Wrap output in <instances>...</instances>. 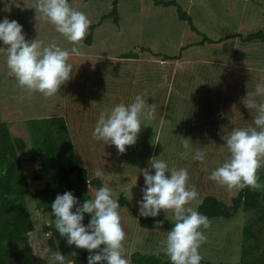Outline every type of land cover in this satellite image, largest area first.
<instances>
[{
	"label": "rangeland",
	"instance_id": "obj_1",
	"mask_svg": "<svg viewBox=\"0 0 264 264\" xmlns=\"http://www.w3.org/2000/svg\"><path fill=\"white\" fill-rule=\"evenodd\" d=\"M179 1L202 33L213 40L238 32H264V0ZM34 3L35 0H0V21L5 17L18 21L23 25L26 39L39 35L46 43L56 39L62 47L70 49L72 45L55 32L53 25L39 14L36 19L35 9L31 8ZM69 3L91 20L82 42L84 55L69 59L73 65L72 79L53 97L45 98L40 93L29 95L9 74L5 55L0 53V122H5L10 133L22 142L19 155L29 186L36 191L40 187L35 179L40 163L31 159L36 149L28 129L29 119L70 112L74 116L81 108L95 125L101 111L119 103L128 104L137 94L148 104L154 103L156 118L152 121L142 118L137 142L126 146L124 154L102 141L94 148L109 150L112 162L105 184L113 190L114 198L119 200L123 196L130 206L119 209L129 264H171L161 251L167 231L146 230L139 224L143 216L139 215L137 201L142 198L144 187L140 169L148 167L153 156L166 161L170 168H186L188 183L198 184L197 189H202L198 199L187 206L198 208L207 195L231 202L234 193L208 177L228 156L222 136H227L233 128L253 123L252 114L242 100L247 92L255 91V85L264 75V41L227 38L203 43L202 36L193 33L190 24L181 20L174 8L154 0H119L116 13L105 18L113 10L114 0H70ZM71 99L78 102V109L70 107ZM56 137L65 167L77 164L78 146L70 129L57 130ZM184 138L191 139L193 152L197 148L206 151L205 162L194 161L191 156L180 158ZM196 162L198 168L194 169ZM73 180L81 203L92 197L93 193L76 175ZM259 182L264 184V175L259 176ZM258 192L257 206L250 205L233 220H219L204 230L207 240L199 249L203 257L200 264H255L264 254V190ZM52 197L47 193L27 200L35 221L31 233L35 252L40 255L44 247H49L62 252L66 264L71 261L78 264L71 246L50 226L55 218L45 208L54 201ZM84 215L90 220V214ZM159 215L172 221L171 211L166 214L161 210ZM138 252L149 257L140 262Z\"/></svg>",
	"mask_w": 264,
	"mask_h": 264
},
{
	"label": "clouds",
	"instance_id": "obj_2",
	"mask_svg": "<svg viewBox=\"0 0 264 264\" xmlns=\"http://www.w3.org/2000/svg\"><path fill=\"white\" fill-rule=\"evenodd\" d=\"M31 8L35 9L36 19L39 14L53 25L55 32L71 44V48L62 47L56 39L46 43L39 35L26 39L23 25L5 17L0 21V42L3 43L0 53L5 55L8 72L20 88L29 95L40 93L50 98L72 79L73 65L69 59L70 56L84 55L82 42L91 20L84 12L72 7L69 0H35ZM257 97H264V75L255 85V91L247 92L242 100L252 114L253 123L233 128L227 136H222L228 156L208 177L233 193L245 188L264 190L258 175L259 169L264 168V100L258 101ZM142 118L154 120L156 106L148 104L142 95L137 94L128 104L119 103L110 110L101 111L92 138L104 145H114L119 154H124L126 146L137 142ZM181 147L184 149L179 153L181 159L191 156L194 161L205 162L206 151L197 148L193 152L190 138H184ZM153 169L154 174H151ZM140 173L144 177V187L141 188L142 198L137 201L139 215L157 217L161 210L166 214L173 213V226L161 241V251L171 264H200L203 257L199 249L207 240L204 230L210 229L212 222L197 208L187 206L199 197L196 186L188 183V170L170 168L166 161L153 156L148 167L140 169ZM94 176L103 178L104 171L96 169ZM50 206L55 218L50 226L58 231L67 245L88 251L87 264H129L124 249L126 233L121 224V205L107 184L96 189L83 203L72 191H65L57 194ZM85 213L91 217L87 225L83 223ZM161 224L157 221V225ZM40 255L47 258L48 264H66L65 255L49 247H44ZM72 255L77 253L73 251ZM68 264H74V261Z\"/></svg>",
	"mask_w": 264,
	"mask_h": 264
},
{
	"label": "trees",
	"instance_id": "obj_3",
	"mask_svg": "<svg viewBox=\"0 0 264 264\" xmlns=\"http://www.w3.org/2000/svg\"><path fill=\"white\" fill-rule=\"evenodd\" d=\"M118 2L119 0H114L113 10L104 18L111 17L116 13ZM154 2L174 8L178 17L190 24L193 33L202 36L203 43H217L227 38H239L248 42L257 39L264 41L262 30L232 33L225 38L213 40L197 27L194 18L187 12V8L181 1L154 0ZM116 21H118L117 17ZM72 106L78 109L79 104L71 99L70 107ZM27 123L32 144L36 149V154L31 156V159L38 160L40 163V170L35 175L40 187L36 191H33L29 186L22 159L19 155L18 148L22 145V142L10 133L5 122H0V264H48L46 259L35 252L31 241L35 221L28 207L27 200L29 197H41L49 193L55 199L57 194L72 191L73 195L79 199L73 175H76L77 180L89 188L92 193L102 187L109 179V168L112 162L111 154L108 149L101 151L94 148L99 147V141L92 138L95 125L88 121V113L84 109L83 111L81 108L78 109V114L74 116H71V112L63 115L52 114L43 118L29 119ZM63 128L70 129L73 133V140L78 146V163L69 167H65L62 163V152L56 137V131ZM82 142H85L84 147H82ZM197 168L196 162L194 169ZM96 169L104 171L103 178L94 176ZM258 175H264V168L259 169ZM195 186L196 188L199 187L198 184H195ZM198 192L202 193V189H198ZM9 196L12 198H8ZM259 196L258 191H252L248 188L239 193H234L230 203H226L213 195H207L197 210L208 216L212 224L219 220H233L246 207L250 205L257 206ZM119 203L121 207H124V205L130 207L123 196L119 197ZM45 211H51V207H46ZM157 221H161L162 224L157 225ZM88 222L89 220L85 217L83 223L87 225ZM139 224L146 230L163 228L167 232L173 226L171 220L160 215L157 217H141L139 218ZM49 238L52 242V237L49 236ZM71 248L77 253V263L87 264L88 251L76 249L74 245ZM138 256L140 262L149 257L147 254L139 252ZM255 264H264V254Z\"/></svg>",
	"mask_w": 264,
	"mask_h": 264
}]
</instances>
